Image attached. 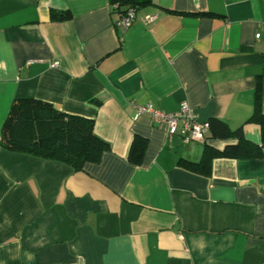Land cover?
I'll return each mask as SVG.
<instances>
[{
	"label": "crops",
	"instance_id": "0c3cea01",
	"mask_svg": "<svg viewBox=\"0 0 264 264\" xmlns=\"http://www.w3.org/2000/svg\"><path fill=\"white\" fill-rule=\"evenodd\" d=\"M148 3L123 30L110 0H0V138L12 102L38 100L107 146L81 171L0 146V264H264V149L204 177L180 161L236 139L135 118L184 104L260 145L264 0Z\"/></svg>",
	"mask_w": 264,
	"mask_h": 264
},
{
	"label": "trees",
	"instance_id": "16d2710c",
	"mask_svg": "<svg viewBox=\"0 0 264 264\" xmlns=\"http://www.w3.org/2000/svg\"><path fill=\"white\" fill-rule=\"evenodd\" d=\"M149 0H110L114 12L123 15L128 9L136 10ZM149 4V3H148ZM67 18L65 14L51 11L52 21ZM255 116L259 113L255 109ZM259 116V114H258ZM209 131L204 142L234 138L237 144L226 146L219 152L205 145L197 163L181 162L182 166L198 175L210 176L211 162L215 158H258L264 149V118L260 120L261 144L255 145L243 138L242 131H230L225 123L217 119L209 122ZM143 144L134 139L129 157ZM138 145V146H137ZM0 146L12 153L24 154L43 160L62 163L74 171H81L85 164L97 162L107 146L93 135V122L54 109L50 104L38 100H14L2 125Z\"/></svg>",
	"mask_w": 264,
	"mask_h": 264
},
{
	"label": "built area",
	"instance_id": "2783aa9c",
	"mask_svg": "<svg viewBox=\"0 0 264 264\" xmlns=\"http://www.w3.org/2000/svg\"><path fill=\"white\" fill-rule=\"evenodd\" d=\"M112 9H117V6L112 7ZM151 20L149 17L146 18V21ZM116 21L121 29L127 30L135 21V11L128 9L123 15L116 13ZM258 37L259 35H256V38ZM56 66L57 63H54L53 67ZM142 114H147L153 123L164 125L169 137L179 134L188 142H204L209 131V124L200 122L194 113L184 104L180 106L178 111L173 113L158 111L150 105L137 107L135 118Z\"/></svg>",
	"mask_w": 264,
	"mask_h": 264
}]
</instances>
